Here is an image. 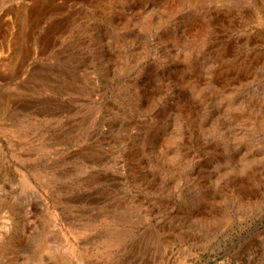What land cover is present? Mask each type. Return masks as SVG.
I'll return each instance as SVG.
<instances>
[{"label":"rangeland","instance_id":"rangeland-1","mask_svg":"<svg viewBox=\"0 0 264 264\" xmlns=\"http://www.w3.org/2000/svg\"><path fill=\"white\" fill-rule=\"evenodd\" d=\"M0 264H264V0H0Z\"/></svg>","mask_w":264,"mask_h":264},{"label":"water","instance_id":"water-1","mask_svg":"<svg viewBox=\"0 0 264 264\" xmlns=\"http://www.w3.org/2000/svg\"><path fill=\"white\" fill-rule=\"evenodd\" d=\"M257 227V225L255 226V228Z\"/></svg>","mask_w":264,"mask_h":264},{"label":"bare ground","instance_id":"bare-ground-1","mask_svg":"<svg viewBox=\"0 0 264 264\" xmlns=\"http://www.w3.org/2000/svg\"><path fill=\"white\" fill-rule=\"evenodd\" d=\"M6 12V11H5ZM10 25V24H9ZM7 26V25H6Z\"/></svg>","mask_w":264,"mask_h":264}]
</instances>
